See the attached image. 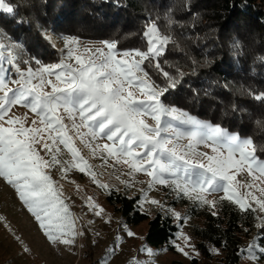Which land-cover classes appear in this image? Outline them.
I'll return each instance as SVG.
<instances>
[{
  "label": "snow or ice",
  "instance_id": "6c2138e0",
  "mask_svg": "<svg viewBox=\"0 0 264 264\" xmlns=\"http://www.w3.org/2000/svg\"><path fill=\"white\" fill-rule=\"evenodd\" d=\"M0 12L12 14L14 7L0 0ZM142 36L143 49L123 51L116 42L103 41L104 47L81 52L78 41L65 39L66 55L52 64L24 59L21 45L0 39V178L16 190L48 241L72 246L84 233L65 202L62 186L48 170L58 168L65 179L78 170L111 194V186L99 180L90 160L100 159L104 168L126 166L133 180L121 183L128 188L134 186L136 174L149 177L147 190L141 189L144 203L164 209L148 195L163 186L209 208L213 216L220 202L237 206L253 218L258 230L243 251L253 261L264 258V160L257 155L264 145L167 105V94L184 76L180 69L175 74L166 70L167 60L161 59L176 41L155 22L146 24ZM10 69L17 78L8 76ZM254 98L264 101V93ZM16 106L36 118L29 122L28 113L16 115ZM201 146L211 153L201 151ZM63 149L70 160L60 158ZM83 149H88L87 157ZM216 193L223 194L219 200L209 198ZM87 201L94 215L102 217L105 209L92 197ZM167 212L183 222L189 219L172 208ZM127 235L135 233L128 230ZM179 235L184 244L173 241L176 250L185 257L198 256L191 237Z\"/></svg>",
  "mask_w": 264,
  "mask_h": 264
},
{
  "label": "trees",
  "instance_id": "16d2710c",
  "mask_svg": "<svg viewBox=\"0 0 264 264\" xmlns=\"http://www.w3.org/2000/svg\"><path fill=\"white\" fill-rule=\"evenodd\" d=\"M7 2L14 13L0 12L1 39L21 45L24 59L35 57L44 64L61 59L59 49L45 36L47 31L113 41L118 50L143 49L145 26L155 22L176 41V46L169 45L161 58L167 60L163 66L173 74L177 69L184 72L165 103L242 138L250 137L258 146L264 145V101L254 98V94L264 93V0ZM153 78L157 79L155 75ZM257 155L264 160V152ZM111 189L107 200L127 224L147 222L148 245L174 248L183 221L161 212L152 215L142 208L140 195ZM173 202L187 206V214L198 220L194 235L203 259H217V264H244L243 260L249 259L243 250L258 234L251 216L227 201L218 203L217 216L186 198L176 197ZM259 261L264 264V258ZM193 264H199L198 259Z\"/></svg>",
  "mask_w": 264,
  "mask_h": 264
},
{
  "label": "rangeland",
  "instance_id": "374dc122",
  "mask_svg": "<svg viewBox=\"0 0 264 264\" xmlns=\"http://www.w3.org/2000/svg\"><path fill=\"white\" fill-rule=\"evenodd\" d=\"M50 32L47 31L45 36L59 49L61 59L66 55L65 39L78 41L81 52L85 47L93 49L104 47L103 41L60 36L53 31ZM4 42L11 44L5 40ZM61 49H65V51L61 52ZM8 76L17 78V74L11 69ZM10 86L15 87V85ZM13 113L20 116L28 113L29 122L31 119L36 118L28 109L21 106H16ZM147 122L154 124L151 119H148ZM105 142L103 140L99 141L101 144ZM181 143H186V141H181ZM200 150L211 153L209 148L203 146ZM83 154L87 157L88 149H83ZM41 155H45V158H47L44 152H41ZM60 158L64 160L71 159L67 149H63ZM90 162L94 165L99 180L130 196L140 195L142 197V208L152 215L158 212L169 214L167 209L172 208L181 216L189 217L182 224L179 234L183 232L190 236L191 243L196 248L197 238L194 235V226L198 220L187 214V206H176L174 204L173 199L177 196L169 188L157 186L155 189L148 191L149 198L157 199L165 206L164 209H161L156 205L143 202L141 189L147 190L149 180L146 175L136 174L134 186L128 188L121 183L124 180H133V177L126 175L128 171L126 166H118L117 169L104 168L101 167L102 161L98 158L91 159ZM48 171L51 172L57 185L62 186L65 202L77 218V226L84 235L77 237L75 244L72 246L48 241L42 234L43 230L38 227V222L35 221L34 217L27 211V207L19 199L16 190L8 185L3 178H0V217L3 218L0 219V264H104L105 259H107L108 264H193L195 259H198L199 264L219 263L217 259H203L200 253L198 256L193 253L192 257L189 258L182 255L175 247L168 250L157 249L148 245L145 241L148 229L147 222L135 226L127 224L123 216L109 204L107 200L109 192L94 184L88 175L80 173L78 170H72L65 179L58 168L49 169ZM116 176H119L120 180H117ZM244 176L246 177V173ZM238 179H241V177H238ZM221 195L223 194L216 193L209 198L219 200ZM87 197H92L97 204L105 209L102 217L95 216L87 206ZM109 219L110 223L107 222ZM176 221L179 220L176 219ZM128 230L135 233V236H128ZM179 234L175 242L183 245L184 241ZM113 248H115L114 253L110 252ZM25 249H29V251L26 252ZM145 249H150L152 254L150 255ZM196 251H198L197 248ZM242 263L262 264L259 260L253 261L251 259H245Z\"/></svg>",
  "mask_w": 264,
  "mask_h": 264
},
{
  "label": "built area",
  "instance_id": "2783aa9c",
  "mask_svg": "<svg viewBox=\"0 0 264 264\" xmlns=\"http://www.w3.org/2000/svg\"><path fill=\"white\" fill-rule=\"evenodd\" d=\"M50 31H51V30H50ZM51 32H52V31H51ZM51 32H50V33H51ZM108 194H109V193H108Z\"/></svg>",
  "mask_w": 264,
  "mask_h": 264
}]
</instances>
